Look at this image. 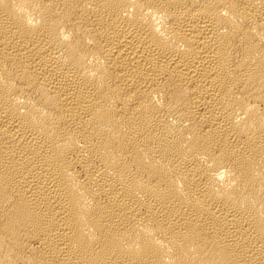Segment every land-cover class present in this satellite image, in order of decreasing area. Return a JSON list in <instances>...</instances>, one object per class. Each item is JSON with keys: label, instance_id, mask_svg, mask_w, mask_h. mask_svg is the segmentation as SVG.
<instances>
[{"label": "bare ground", "instance_id": "1", "mask_svg": "<svg viewBox=\"0 0 264 264\" xmlns=\"http://www.w3.org/2000/svg\"><path fill=\"white\" fill-rule=\"evenodd\" d=\"M0 264H264V0H0Z\"/></svg>", "mask_w": 264, "mask_h": 264}]
</instances>
